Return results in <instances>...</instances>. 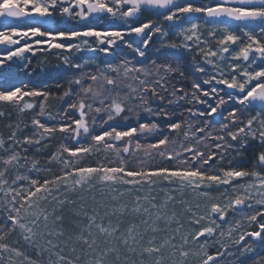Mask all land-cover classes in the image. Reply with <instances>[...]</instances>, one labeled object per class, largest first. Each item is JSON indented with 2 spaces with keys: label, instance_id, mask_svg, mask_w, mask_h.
<instances>
[{
  "label": "snow or ice",
  "instance_id": "snow-or-ice-1",
  "mask_svg": "<svg viewBox=\"0 0 264 264\" xmlns=\"http://www.w3.org/2000/svg\"><path fill=\"white\" fill-rule=\"evenodd\" d=\"M145 10L160 22L137 23ZM0 46V80L25 53L59 50L39 86L0 88L35 110L30 134L0 135V264H41L14 233L46 264H243L264 250V0H0ZM57 132L60 172L41 179L52 169L29 148ZM250 140L251 170L234 163ZM97 185L110 198H72Z\"/></svg>",
  "mask_w": 264,
  "mask_h": 264
},
{
  "label": "trees",
  "instance_id": "trees-1",
  "mask_svg": "<svg viewBox=\"0 0 264 264\" xmlns=\"http://www.w3.org/2000/svg\"><path fill=\"white\" fill-rule=\"evenodd\" d=\"M154 16H158V14L154 13H147V15L143 16L140 20L136 21L137 23L139 22H146L148 20H151ZM58 27L60 28H78L82 29L84 25L82 26H71L67 24H61ZM102 27H109V25H104ZM111 27H116L119 28V26H113ZM130 39H137V38H130ZM156 38L154 37V40ZM148 55L149 57H152L154 55V49L153 47H150L148 50ZM47 58L48 61L51 63H55V57L51 58L48 56V54H35L32 55L31 63L28 66L27 69H23L21 67L19 68H8L5 69L4 74H3V79L0 80V88H12L14 86H22L24 84H34L35 83H40L43 80L47 79V76L44 75V73L41 71L42 65L41 61L43 59ZM31 73V74H29ZM34 78V79H32ZM53 91V90H52ZM25 100L29 102H38L39 98H28L26 97ZM58 102L53 101L51 105V110L54 112L56 105ZM0 110L2 111V115H0V130L4 134L5 138L10 134L11 129L9 128V125H12L13 128L16 125H20L21 128L24 129L23 133H20V135L23 134H30L32 131L31 128V120L35 114V110H25L24 112H20L15 106L13 105H8L3 102H0ZM120 123V124H119ZM118 125L120 127H124L125 122L122 120H119ZM128 124H134L135 120L130 119L127 121ZM25 125H28V128H24ZM62 142V134L57 132L53 138L50 140L44 141L45 144L48 146L46 148H43L39 153L35 152V149L30 147L28 151V155L35 156L39 162H40V167L41 168H46L50 167L52 169L51 172H40L38 175L40 176L41 179L45 177H52L53 175H58L60 172V166L57 164H47V159L49 156H51L54 152H56L59 148V145ZM260 151V145L256 141H249L247 148L243 150V155L238 158V161H234V163H239L240 167L247 168L249 170L252 169V161L255 158V156L258 154ZM102 155V154H101ZM113 153H109V157L111 158ZM100 156H89L86 158L83 163L85 165H91L95 166L97 161L100 159ZM162 163H165L161 161V163L157 164L160 165ZM227 166V165H225ZM258 257H264V250L261 249V247H257V250L253 252L252 254L243 257V264H255V261L258 259Z\"/></svg>",
  "mask_w": 264,
  "mask_h": 264
},
{
  "label": "rangeland",
  "instance_id": "rangeland-1",
  "mask_svg": "<svg viewBox=\"0 0 264 264\" xmlns=\"http://www.w3.org/2000/svg\"><path fill=\"white\" fill-rule=\"evenodd\" d=\"M147 13H149V12H142L141 17L139 18V20H140L143 16L147 15ZM150 13H154V14H156V12H150ZM151 20H156L157 22H160L159 19H158V16H154ZM146 22H147V21H146ZM65 24H67V25H71V26H74V27H75V26H82V25H83V24H79V25H78V24H73V23H71V22H65ZM113 26H114V25H113ZM115 26H119V27H120L119 24H116ZM130 38H134V37H126V39H130ZM135 38H136V37H135ZM93 39H94V38H93ZM137 39H138V38H137ZM172 39H178V38L173 37ZM72 42H79V41H64V43H72ZM0 47H2V46H0ZM42 47H47V46L44 45V46H42ZM122 50H123V46H121L120 48L117 49L118 52H119V51H122ZM58 51H59V50L53 49V50H51V52H49V53L36 52V54H38V53H41V54H43V55L48 54L49 57L53 58V57H54L53 53H56V52H58ZM32 55H33L32 53H25V57H26V59H25L24 61H16L15 63L12 64L11 68H19V67H21V68L25 69L23 65H24V64H28V66L30 65V63H31V59H32ZM85 55H87V53H86ZM98 55H99V54H98ZM106 59H112V58H111V57H108V58H106ZM29 61H30V63H29ZM6 69H8V68H6ZM32 79H34V78H32ZM27 85H28L29 87H32V86H39L40 83H35V82H34V84H32V85L27 83ZM52 90H53V92H57V89H55V88H53ZM56 102H58V101H56ZM58 103H59V102H58ZM0 113H2L1 110H0ZM2 114H3V113H2ZM116 123H117V124L119 123V119L116 121ZM119 124H120V123H119ZM0 135H3V136H4V134L2 133L1 130H0ZM4 137H5V136H4ZM260 150H261V146H260ZM112 157H114V154L112 155ZM151 163L154 164V165H157V164L161 163V161H160L159 159H156L155 161H152ZM129 166H130V167H135V166H136V165H135V160L131 161ZM21 171H22V170H21ZM10 182H11V180H10ZM157 192H159V189H157ZM216 194H217V193H216L215 191H213V195H216ZM71 195H72V198L78 200V202H79V197H80V196H83V197H84V200L87 201V203H88L89 205H91V204H92V198H93V197H96L97 199H100L101 197H103V198H110L111 193L109 192V190H108L107 188H105V187H103V186H100V185H97L96 189H95L94 191H92V192L73 193V194H71ZM177 196H178V198H179V194H177ZM184 198H185V199H189V200H192V199H193V197H192V195H191L190 193H187V194L185 195ZM125 199H128V197H125ZM2 208H3V206L0 205V209H2ZM0 215H3V211H0ZM237 218H239V217H237ZM17 240H19V236H18V234H15V233H14V234H12V235L6 240V242L9 243V244H11V245L14 246V247H18V248H20L21 251H25V252L27 253V255H29L31 258H33V259H37V260L41 261V264H46V261H47V255H46V254H45L44 256L37 257L36 254H35V252H34L33 250H31V249H28L22 240H21L18 244L15 243ZM247 241H248V238H246V241H245V242H247ZM242 243H244V242H242ZM256 250H257V249H256ZM68 251H69V249H65V252H66V253H67ZM232 251L235 252L237 256L239 255V253L237 252L236 249H232ZM250 254H252V253H250ZM250 254H248V255H250ZM248 255H246V256H248ZM246 256H245V257H246ZM15 259H17L18 261H20V260H23V257H18V258H15Z\"/></svg>",
  "mask_w": 264,
  "mask_h": 264
},
{
  "label": "water",
  "instance_id": "water-1",
  "mask_svg": "<svg viewBox=\"0 0 264 264\" xmlns=\"http://www.w3.org/2000/svg\"><path fill=\"white\" fill-rule=\"evenodd\" d=\"M145 11H149V10H145ZM149 12H154V11H149ZM141 14H142V13H141ZM141 14H140L139 18L141 17Z\"/></svg>",
  "mask_w": 264,
  "mask_h": 264
}]
</instances>
